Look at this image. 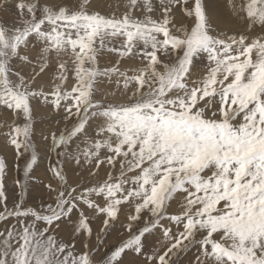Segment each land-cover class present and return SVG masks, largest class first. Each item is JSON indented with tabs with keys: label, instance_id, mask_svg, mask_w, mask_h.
<instances>
[{
	"label": "snow or ice",
	"instance_id": "obj_1",
	"mask_svg": "<svg viewBox=\"0 0 264 264\" xmlns=\"http://www.w3.org/2000/svg\"><path fill=\"white\" fill-rule=\"evenodd\" d=\"M0 13V264H264V0Z\"/></svg>",
	"mask_w": 264,
	"mask_h": 264
},
{
	"label": "rangeland",
	"instance_id": "obj_2",
	"mask_svg": "<svg viewBox=\"0 0 264 264\" xmlns=\"http://www.w3.org/2000/svg\"><path fill=\"white\" fill-rule=\"evenodd\" d=\"M3 14L0 13V16H2ZM222 27L224 26L223 24L221 25ZM116 59V57L114 55H110V54H104L101 57V64L102 65H108L111 66V64L114 62V60ZM202 67V66H201ZM198 69H194V71H197ZM52 124H55V121H52ZM42 127H48L47 124L43 125ZM57 159H60L58 156H56L55 154H52L51 156V160L52 162H55ZM49 157H44L41 166L39 168H36L35 172L33 173V175L40 177L42 180H44V182H47L46 177H45V168L47 167V163H48ZM21 164H23V161H21ZM79 171L77 170V172H71L69 173V179L71 180H76L79 178ZM101 175H104L103 170H101ZM15 179H23L22 174L15 171V169H13V171L10 173V176L8 178V180L6 181L7 183V187L9 188V190H11V188L13 187V181ZM11 195V192H10ZM31 195L37 197L36 203L39 204L40 203V192L39 189H32L31 191ZM43 199L45 201H48L49 197L47 195H44ZM31 203V201H29ZM194 251V250H193ZM187 254L185 253H180L178 256V259L180 261H185Z\"/></svg>",
	"mask_w": 264,
	"mask_h": 264
}]
</instances>
